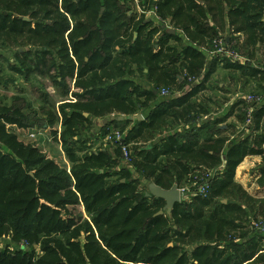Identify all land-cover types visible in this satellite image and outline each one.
Instances as JSON below:
<instances>
[{"label":"trees","instance_id":"16d2710c","mask_svg":"<svg viewBox=\"0 0 264 264\" xmlns=\"http://www.w3.org/2000/svg\"><path fill=\"white\" fill-rule=\"evenodd\" d=\"M139 6L144 14L121 0H0V47L17 50L14 71L48 78L72 97L42 126L60 140L64 162L7 127H29L23 100L0 106V264H258L264 259V234L244 232L248 209L256 208L238 204L244 198L235 191L245 194L236 183L244 160L259 156L264 162V104L253 107L250 135L244 130L234 140L212 134L200 141L203 130L224 133L221 125L231 117L204 123L212 115L208 104H215L205 97L206 84L218 65L260 75L248 63L215 56L208 66L200 48L228 28L249 36L255 56L264 48V0H140ZM154 7L151 18L146 13ZM137 72L152 90H139ZM199 77L203 80L196 82ZM185 87L182 95L155 104L163 91L182 93ZM149 109L142 121L117 120ZM93 119L102 121L103 139L115 128L127 130L124 142L114 143L112 151L91 152L96 143L84 132ZM168 119L201 125L142 148L140 162L131 158L132 169L118 167L123 145L154 140ZM219 166L207 196L176 204L170 215L165 200L148 196L149 183L163 190L194 188ZM258 172L264 178V167ZM221 198L227 204L216 202Z\"/></svg>","mask_w":264,"mask_h":264},{"label":"rangeland","instance_id":"374dc122","mask_svg":"<svg viewBox=\"0 0 264 264\" xmlns=\"http://www.w3.org/2000/svg\"><path fill=\"white\" fill-rule=\"evenodd\" d=\"M121 4L130 7L134 13H139L135 4L132 3V0H121ZM217 39L224 41L228 40L230 43H233L234 46L232 51L237 52L239 55L244 57L249 65L259 70L260 75L252 76L250 70H245L243 72H235L232 70L228 71L222 65H218L216 73L206 84V87H209L207 90L209 94H205V97L215 99V104L209 105L211 109L210 111H212L211 122H214L217 119L219 120L226 118V116L229 115H231V117H228L226 121V127L222 125V127L226 128L224 133L219 131V129L208 132L200 138L201 142L205 137L207 138L212 134L218 138L227 137L230 138V140L236 139L238 135L244 130L246 131L248 127L246 125L247 115L245 111L247 108L246 106H248L247 100L250 98L258 100L261 105L264 104V48H261L255 56H252L251 54L254 53V49L251 48L249 44H247L249 36L247 34H235L228 28H223L220 33V37ZM172 45L175 46L177 43L172 42ZM214 47V42H208L206 49L213 51L215 49ZM16 52L17 50L0 47V106L11 107L14 105H21L22 103L20 100H23L25 105L24 108L27 109L28 113L30 114L28 118L29 127L24 129H30V131L33 132H39L40 134L37 140L38 142L40 141L44 143L43 138L44 136H47V133L42 126L45 124L48 115L51 114L52 111L58 109L62 104L69 101L68 99L71 100V97H65L62 91L59 90L54 85L52 80L48 78H42L35 75L26 78L25 76L16 73L13 69L18 67L14 56ZM212 57L213 56H209L207 59L208 66L212 65L211 63L214 62V58H219V60L224 59V56H215L214 58ZM136 74L137 75H134V81L136 82V85H138L139 90H152L153 86L148 83L146 78H141L140 72H137ZM180 76L182 78L186 77L184 72ZM202 80L203 77H199L195 81L200 82ZM167 91V95H159V98L155 104H158L162 100H167L182 95L184 92L188 91V87H185L182 93L177 92V90L167 89ZM45 96L48 99V103L46 104V108L44 110L42 109L44 106L42 105L41 101L42 98L46 100ZM232 110H234V112H232ZM241 110H243V112ZM150 112H152V109L144 111L142 113L143 118L147 117V114ZM240 118H242L244 121L239 126L236 122H238V119ZM166 124L167 126L165 129H161L159 133L154 134V140H147L146 138L130 143L128 147L131 156L140 162L141 158H139L138 153L142 148L149 145H155L160 142L159 140L168 137L170 134H191L194 129L201 125V122L182 124L175 122L172 119H168ZM101 127L102 121L93 119L92 125L89 126V130L84 132L85 136L92 137V143H96L94 148H90L91 152L97 151L101 148L110 149L112 151V148H114L111 141L108 140V142H106V140L98 134L101 130ZM130 128L131 127L127 129L129 130ZM61 131L62 130L59 129V132ZM126 131L120 128H115L112 130V133L108 134V136L117 132L124 136L126 135ZM246 132L247 133H245V137L251 134L249 131ZM52 135L53 134L51 133L50 136L52 137ZM98 135L101 136L100 139L97 138L99 137ZM45 143V147L53 159L60 162L66 161L64 149L60 140H55L52 137L50 143ZM222 158L224 159V154H222ZM118 167L124 168L123 153L121 157L119 156ZM263 167V158L258 156L246 158L237 169L236 183L238 187L242 188L245 192L244 194L242 191L240 192L236 188L235 191L239 193L241 198H244L243 201L239 202L238 204L245 206V209L248 208V206H255L256 208L254 212H251L248 209L247 216H249V221L246 223L248 229L244 231L251 232V237L255 236L256 233L264 234V211L262 214L259 213V206L264 202V178H262L258 172L259 169ZM139 180L142 181L143 184L147 185V183L143 181L142 177H140ZM182 188H188L189 190L194 189L185 185L182 186ZM216 202L227 204L228 201L227 199L221 198ZM253 230L255 231L253 232ZM261 261L262 262H259L258 264H264V259Z\"/></svg>","mask_w":264,"mask_h":264},{"label":"built area","instance_id":"2783aa9c","mask_svg":"<svg viewBox=\"0 0 264 264\" xmlns=\"http://www.w3.org/2000/svg\"><path fill=\"white\" fill-rule=\"evenodd\" d=\"M134 2L136 3V5L138 6V10L140 8L139 6V2L140 0H134ZM156 7H154V9H152L151 11H149L147 14V16L151 17V18H155V11H156ZM142 12V11H141ZM144 14V12H143ZM166 28L170 29V27H168V24H166L165 26ZM214 50L213 51H209L206 48H200L201 51H203L204 53H206L208 56H224V58L234 62V63H238V64H246L247 60L242 57L241 55H239L237 52L232 51L233 48V43H230L228 40L224 41L221 39H216L214 41ZM162 95H167V91H163ZM72 98V97H71ZM248 106L249 108L247 109V121H246V125H251L253 122V114H254V110L253 107L258 104V100H254V99H248L247 100ZM260 104V103H259ZM261 105V104H260ZM1 122V121H0ZM125 136L126 135H122L121 133H114L111 134L110 136L106 137L105 140L106 142L111 141L112 144L114 143H123L125 140ZM29 137L31 139H36L37 134L35 132L31 133L29 135ZM124 137V138H123ZM122 153H123V163H124V168H132V163H131V153L129 152V147L128 145H123L122 146ZM222 166H219L217 169L213 170L212 172H209L208 174H205L203 178H201L200 180L203 181L201 182V184H194V189L189 190L188 188L184 189V188H178L179 192H180V196H181V202L183 201H188L191 200L194 197L200 196V197H206L210 188H211V182L213 181L215 175L218 172V169L220 170Z\"/></svg>","mask_w":264,"mask_h":264},{"label":"water","instance_id":"95a60500","mask_svg":"<svg viewBox=\"0 0 264 264\" xmlns=\"http://www.w3.org/2000/svg\"><path fill=\"white\" fill-rule=\"evenodd\" d=\"M25 20L27 21L28 19L25 18ZM168 26L171 27V23H168ZM170 32L175 34L176 30L171 29ZM85 116L88 117V114H85ZM112 120H114V117L110 118V121H112ZM117 120L119 122H125V121L134 122L135 120L142 121V120H144V118L142 115H138L136 117H134V116H130V117L120 116L117 118ZM104 122L107 124L109 122V120H105ZM148 189H149L148 196L156 197V198L163 199L166 201V207H165L164 211H166L168 215L171 214L175 205L181 202V196H180V192L178 190L177 185H174L171 190H163L162 188L158 187L156 184L151 183V184H149ZM162 213L163 212H161L160 214H162ZM170 246H172V245H170Z\"/></svg>","mask_w":264,"mask_h":264},{"label":"crops","instance_id":"0c3cea01","mask_svg":"<svg viewBox=\"0 0 264 264\" xmlns=\"http://www.w3.org/2000/svg\"><path fill=\"white\" fill-rule=\"evenodd\" d=\"M132 3L133 4H135V6H136V8H137V10H138V6L136 5V3L134 2V0H132ZM142 10H138V12L140 13V14H143V11L141 12ZM169 27V26H168ZM168 29V28H167ZM171 29H174V28H172V27H170V29H168L169 31L171 30ZM203 52V51H202ZM207 58H209V56L207 55ZM209 88V87H208ZM205 94H209V92L208 91H206L205 92ZM180 96V95H179ZM198 102H200V100H198ZM210 104H208V106H209ZM212 116V115H211ZM211 116L210 117H204V123H207L208 122V120H211L212 118H211ZM106 120H109L110 121V119H106ZM105 121V120H104ZM239 126H240V124L238 123V122H236ZM104 124H106L105 122H104ZM183 124V123H182ZM222 126V125H221ZM220 126V127H221ZM223 126H225L226 127V123H224L223 124ZM7 127L8 128H11V130H12V132H15L16 134H18V136H19V138L23 141V142H25V143H27V144H29V143H33V144H36L38 147H40L46 154H48L50 157H51V155L48 153V151H47V149H46V147H45V142H47V144L48 143H50L51 142V139H52V137L50 136V131L48 130V129H45V131H46V133H47V136L45 137L44 136V143L43 142H38V137H39V132H35L36 134H37V137H36V139H31L30 137H29V135L31 134V133H33V131H30V129H27V130H25V129H21V128H19L18 126H11V125H7ZM225 127H223L225 130H226V128ZM209 131L208 130H203L202 131V134L204 135L205 133H208ZM63 154V153H62ZM64 155V154H63ZM52 158V157H51Z\"/></svg>","mask_w":264,"mask_h":264}]
</instances>
